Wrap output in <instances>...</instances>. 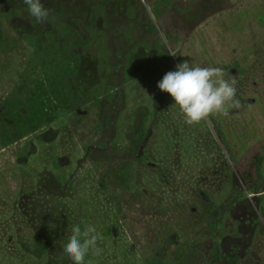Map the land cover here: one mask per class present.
Segmentation results:
<instances>
[{"label": "rangeland", "instance_id": "rangeland-1", "mask_svg": "<svg viewBox=\"0 0 264 264\" xmlns=\"http://www.w3.org/2000/svg\"><path fill=\"white\" fill-rule=\"evenodd\" d=\"M140 2L145 16L118 20L116 45L100 33L97 52L84 46L97 76L77 99L74 85L64 91L74 72L64 24L52 22L49 50L34 38L0 52V264H58L85 225L100 250L86 264H264V0ZM183 61L236 82L227 115L185 123L157 87ZM51 108L50 130L34 132ZM33 189L43 202L29 218L14 205ZM51 205L57 229L43 220ZM49 244L42 258L20 252Z\"/></svg>", "mask_w": 264, "mask_h": 264}, {"label": "flooded vegetation", "instance_id": "flooded-vegetation-1", "mask_svg": "<svg viewBox=\"0 0 264 264\" xmlns=\"http://www.w3.org/2000/svg\"><path fill=\"white\" fill-rule=\"evenodd\" d=\"M140 1L141 0H41L44 7L49 10V16L45 22L37 23L34 18H32L31 20L29 19L26 6L23 4V0H0V46L3 48L0 49V52H4L6 53V56H9L8 53H10L17 46L21 45L20 42L22 40L28 42L31 40L30 46L32 47V44L35 40L34 38L39 39V41L42 43L41 48L49 50L50 48L48 42H43V39L45 38L46 41L50 36V33L48 32L53 29L52 22L55 21L58 24H64L67 28H69V37L67 38V40H64L67 42L68 48L72 49V52L68 50H64V52H66L69 57L72 56L70 65L74 71L71 78L66 77L64 83L66 87L64 86V91H67V84L74 85V87L72 88L76 94L74 93L72 98L77 99L79 98V96H81L80 88L86 85L87 79H93L97 76V65L93 66L91 63H87L85 54L87 53V50L84 48V46L89 48V52H94L93 50L97 52V38L99 40L100 37L98 36L100 33L107 36L106 41L108 39L110 48L111 45H116V37L120 35L119 30L121 29V26L125 24L128 27H133L132 19L143 18L145 16V12H147L146 7H144L145 4L141 3ZM121 14L123 19L117 17ZM118 20H120V23L122 25L118 26ZM60 38L62 37L60 36ZM70 38H72V40H70ZM31 62L36 64L34 61ZM25 63L26 65L20 67V80L23 78H27L28 76H34V74L32 75L33 70L29 75L26 76L28 62L26 61ZM37 65L35 66V68H37ZM153 69H156L158 71L157 67H154ZM21 72L23 74H21ZM25 87L26 85L24 86V88ZM30 90L31 89H29V91ZM28 94L29 92H26L20 99L27 98ZM65 94L67 93L65 92ZM52 111V108L47 110L48 114L51 117L49 121H46L47 124L38 129H35L34 132H38V130H40L44 131L43 133H47L50 130L48 125L53 124ZM26 119H28V115L26 116ZM24 137L25 136H23V138ZM26 151V154H31L33 152L29 149H27ZM27 161L28 157L21 156L18 158L17 164L21 166L26 164ZM35 191L36 189H33L30 192H27V196L24 195L25 198H28V206H23L24 201H22V198L17 204L15 203L14 205L16 211H22L26 208V210L29 212V218L30 216H37L36 212L39 211V207L43 202L41 200L40 205L38 204V197H36V194H34ZM262 192H264V190ZM43 194L48 199L46 202L50 205V202L53 201V193L51 192V190H47V188H45ZM29 199L31 200L30 204ZM57 200H59V198ZM55 204L57 203H54V205ZM54 205H51L52 209L48 210V212L46 213V217H43V220L47 218V222L51 219L53 223H57V229L60 228L59 225L61 224L54 221V213L56 215H59L61 214V212L57 213V211L54 210ZM34 207L35 210L30 212V210ZM62 219L63 217H61V220ZM48 233L52 235L51 232ZM49 246L52 245H44L43 248H40L42 250L34 253L30 252L27 247L23 246L20 252L24 254H31V256H34L35 259H38L42 258V256L44 257L45 252H48L47 249H49ZM220 250V248L216 249L217 254L215 257L218 256ZM17 259H19V254L17 255Z\"/></svg>", "mask_w": 264, "mask_h": 264}, {"label": "clouds", "instance_id": "clouds-1", "mask_svg": "<svg viewBox=\"0 0 264 264\" xmlns=\"http://www.w3.org/2000/svg\"><path fill=\"white\" fill-rule=\"evenodd\" d=\"M23 4L30 20L34 18L37 23H43L48 19L49 10L41 0H23ZM235 83L225 80L223 71L218 67H201L183 61L175 65V70L164 74L157 87L171 95L185 123L191 125L209 115H227L228 109L234 106L230 102L236 95ZM97 240L94 226L73 227L66 242L61 244L58 264H62L63 260L71 261V264H86L85 258L90 251L99 254Z\"/></svg>", "mask_w": 264, "mask_h": 264}, {"label": "trees", "instance_id": "trees-1", "mask_svg": "<svg viewBox=\"0 0 264 264\" xmlns=\"http://www.w3.org/2000/svg\"><path fill=\"white\" fill-rule=\"evenodd\" d=\"M61 107H65V106H61ZM67 107V106H66ZM21 115V114H20ZM22 116V115H21ZM27 120V119H26Z\"/></svg>", "mask_w": 264, "mask_h": 264}, {"label": "water", "instance_id": "water-1", "mask_svg": "<svg viewBox=\"0 0 264 264\" xmlns=\"http://www.w3.org/2000/svg\"><path fill=\"white\" fill-rule=\"evenodd\" d=\"M251 101H253V99Z\"/></svg>", "mask_w": 264, "mask_h": 264}]
</instances>
